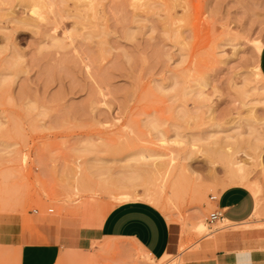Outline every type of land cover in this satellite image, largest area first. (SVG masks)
Segmentation results:
<instances>
[{
    "label": "rangeland",
    "instance_id": "374dc122",
    "mask_svg": "<svg viewBox=\"0 0 264 264\" xmlns=\"http://www.w3.org/2000/svg\"><path fill=\"white\" fill-rule=\"evenodd\" d=\"M260 41L264 0H0V214L33 223L145 201L178 227L180 254L136 248L128 264H183L230 226L209 222L229 187L214 148L232 141L249 185L263 178L264 143L260 163L242 152L255 112L264 137ZM138 146L174 157L163 190Z\"/></svg>",
    "mask_w": 264,
    "mask_h": 264
},
{
    "label": "crops",
    "instance_id": "0c3cea01",
    "mask_svg": "<svg viewBox=\"0 0 264 264\" xmlns=\"http://www.w3.org/2000/svg\"><path fill=\"white\" fill-rule=\"evenodd\" d=\"M264 74V48L257 59ZM264 198V175L261 181ZM221 215L201 249L183 254V264H264V215L258 219L257 197L232 185L213 202ZM259 222V223H258ZM178 227L145 201H128L111 210L30 222L25 216L0 214V264H102L99 252L117 253L115 264H128L136 248L159 260L179 251Z\"/></svg>",
    "mask_w": 264,
    "mask_h": 264
},
{
    "label": "bare ground",
    "instance_id": "6f19581e",
    "mask_svg": "<svg viewBox=\"0 0 264 264\" xmlns=\"http://www.w3.org/2000/svg\"><path fill=\"white\" fill-rule=\"evenodd\" d=\"M33 11L34 12H36V10L35 9H33ZM263 48H264V42L263 41H260V42H258V43H256L255 44V52H256V54H257V57L259 56V54L261 53V51L263 50ZM258 59V58H257ZM255 76L257 77V78H259L260 80H262L263 82H264V74L262 73V71H261V69H260V66H259V63H258V61H257V64H256V67H255ZM263 89V88H262ZM262 89H260V92H261V90ZM259 90V89H258ZM248 91V90H247ZM264 92V89L262 90V92L261 93H263ZM98 93V92H97ZM260 93V94H261ZM264 94V93H263ZM262 94V95H263ZM101 95V94H100ZM264 97V96H263ZM253 103H251V105H252ZM95 106V105H94ZM255 108H256V104H254V105H252L251 106V112H255ZM252 114V113H251ZM257 113L255 112V113H253L252 114V116L248 119L247 118V123H248V126H249V128H250V137L252 138V140H250V144H249V146H248V148H249V150L251 151V150H253L254 151V154H252V152L253 151H251V153L249 152V151H247L246 149H243V153H244V155L246 156V157H249V158H251V159H254V158H258L257 160H259L260 158H261V156H262V152H261V150H262V147H263V143H264V137L262 136V133H261V131L259 130V126H260V124L262 123L261 121L262 120H260L259 118H258V116L256 115ZM128 137V136H127ZM127 142V141H126ZM124 144H125V142H124ZM133 144V143H132ZM135 144V143H134ZM139 145V144H138ZM141 146H143V145H141ZM138 149H139V146L137 147ZM136 148V149H137ZM149 148V147H148ZM247 148V149H248ZM132 149L133 150H136L135 148H133L132 147ZM140 150V151H139ZM139 150H137V152H134L133 154H131L132 155V158L133 157H137L136 159H137V161L136 162H139V161H141L142 162V160L143 161H146V162H150V161H152L153 160V162H152V164H150V165H152V166H150V168H152V170L154 169V168H157V171L156 172H158L161 176H160V178H162L161 179V181H160V183H161V185L160 186H157V188H159L160 190H163V188H164V185H165V182H166V179L173 173V168H174V163L172 162V160H174V157L172 156V155H170V158H171V161H169V162H162L161 161V158H163V157H165V156H167L168 154L167 153H165L164 154V152L161 154V153H157V151L156 152H151V151H149V152H143L141 149H139ZM149 150H150V148H149ZM112 151V150H111ZM154 151V150H153ZM240 152H241V150H240V147L238 146V145H236L235 143H233L232 141L230 142V143H227V144H218L215 148H214V150H213V153L212 154H214L215 156H217L220 160H222V163L223 164H225V167H226V171H227V175H228V178H229V186H231V184H236V183H240V184H242V185H245L246 187H248V189L252 192V193H254L255 195H256V197H257V207L260 209V211H262V212H264V198L262 197V192H261V190H262V187H261V181H262V179L260 180V181H257V182H255L253 185H249V183H250V181L248 180V177H249V174H250V169H249V167L247 166V162L245 161V159H242L241 158V156L242 155H239L240 154ZM130 155V156H131ZM131 158V159H132ZM158 159H160V161L161 162H159V160ZM164 159V158H163ZM248 159V158H247ZM154 160H158V162H155ZM140 162V163H141ZM215 162V161H214ZM143 163V162H142ZM259 163H260V160H259ZM261 163H262V161H261ZM144 165L146 164V163H143ZM149 163H147V165H148ZM263 165L264 164H262V167H263ZM142 167L143 166H141V168L139 167V169H140V171H141V169H142ZM143 168H145V166L143 167ZM147 168H149V166L147 167ZM146 168V169H147ZM149 168V170L150 171H152L151 169ZM137 169H138V166H137ZM145 170V169H144ZM144 170H142L141 172H142V174H144L143 173V171ZM149 170H145L147 173H149L150 174V172H149ZM140 171L138 170V172H137V174L138 173H140ZM144 171V172H145ZM145 172V173H146ZM153 172V171H152ZM151 172V175H153V173ZM135 173V172H134ZM155 173V172H154ZM76 175H78V173H76ZM133 175V174H132ZM136 174H134V176H135ZM146 175V174H145ZM148 175V174H147ZM146 175V176H147ZM151 175H148V178L150 177V178H152L151 177ZM131 176V175H130ZM134 176H132V177H130L131 178V180H133V178H135V180H137L136 178L138 177H134ZM139 176H140V174H139ZM145 176V177H146ZM158 176V174H156V177ZM140 177H142V176H140ZM263 177V176H262ZM157 179H159V178H157ZM134 180V182L132 181L131 183H133V185L135 186V185H137V183L136 184H134L136 181ZM139 180V179H138ZM141 180H142V178H140V182H141ZM151 180H154V178L153 179H151ZM151 180L149 181V180H147V181H149V183L151 182ZM144 181H146V180H144ZM155 181V180H154ZM140 182H139V184H140ZM144 183H148V182H143L142 183V185L144 184ZM152 183H154L155 184V182H152ZM151 183V184H152ZM119 186V185H118ZM122 186H124V185H122ZM122 186H120V187H122ZM127 186V185H126ZM156 187V186H155ZM149 189V188H148ZM197 189V191L198 192H202L201 191V185H198V188H196ZM159 192V191H158Z\"/></svg>",
    "mask_w": 264,
    "mask_h": 264
},
{
    "label": "built area",
    "instance_id": "2783aa9c",
    "mask_svg": "<svg viewBox=\"0 0 264 264\" xmlns=\"http://www.w3.org/2000/svg\"><path fill=\"white\" fill-rule=\"evenodd\" d=\"M211 201L214 202L215 200H217V196L215 195H212L210 197ZM221 215L216 211L214 210L211 214H210V217H209V222L210 224H213L215 221L217 220H221Z\"/></svg>",
    "mask_w": 264,
    "mask_h": 264
}]
</instances>
